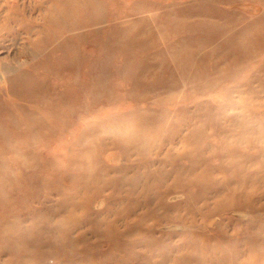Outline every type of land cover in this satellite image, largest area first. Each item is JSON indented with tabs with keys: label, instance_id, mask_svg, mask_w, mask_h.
Masks as SVG:
<instances>
[{
	"label": "rangeland",
	"instance_id": "obj_1",
	"mask_svg": "<svg viewBox=\"0 0 264 264\" xmlns=\"http://www.w3.org/2000/svg\"><path fill=\"white\" fill-rule=\"evenodd\" d=\"M180 13L193 17L182 29L168 26L169 16L180 19ZM200 14L208 25L219 27L209 34L204 29L189 32L186 25ZM43 33L49 39L64 37L72 48L53 42L32 61L28 51ZM188 35L194 45L205 42L198 47V56L183 64L168 49ZM64 55L77 57L78 65H65ZM47 57L55 70L40 66L34 76L42 84L39 89L48 91V101L23 100L11 92L7 78L0 77V171L19 175L15 184L7 186L9 200L0 197V264H61L49 248L32 250L41 257L25 260V250L18 248L14 254V243L4 241L2 235H16L19 231L12 227H30L37 220V231L28 233L34 236L42 229V215L54 223L67 215L73 209L68 207L69 199L67 208L55 215L63 196L54 178L63 174L81 135L109 121L136 117L141 124L152 125L143 142L134 145L130 136L116 138L108 127L99 128L93 147L97 150L96 144L102 143L103 148L94 149L97 159L89 171L97 180L103 176L105 182H96V190L88 191L96 192L89 205L75 210L79 224L70 226L74 241H85L86 247L96 244L97 251L106 252L110 240L95 226L105 232L117 223L124 231L125 224L143 218L144 225L123 232L126 236L120 243L129 244L133 255L119 264H163L162 255L167 257L164 264H172L190 249L183 241L188 240L186 235H196L191 230L205 231L215 246L219 236L242 257L257 254L247 241L252 229L260 228L264 237V0H0V65L12 61L31 71L33 63ZM58 59L64 62L61 66ZM100 62L106 64L105 85L96 87L92 78L101 71L95 65ZM27 110L38 116V122L29 123L41 133L17 137L15 132L24 126L17 127L14 121ZM202 122L205 143L199 150L203 137L194 130ZM141 143L145 148L139 150ZM16 145L22 150L29 146L31 151L17 153ZM243 155L258 160L238 166L241 175L253 174L254 180L246 184L241 176H233L231 191L216 195L232 173L230 158ZM24 156H29L28 166ZM198 159L203 165L188 175L190 164ZM205 173L216 181L200 182ZM256 175L261 177L258 182ZM159 177L166 178V188L184 183V190L176 189L164 202L179 211L156 208L165 190L156 188ZM0 179L6 180L2 174ZM70 184L62 189L65 193L70 192ZM84 192L79 190L75 199L81 200ZM202 192L205 200L198 199L197 206L201 212L213 211L207 219L201 212L192 215L184 210L189 195L196 198ZM248 193L254 194L256 203L242 209H216L240 196L248 200ZM31 196L22 204L23 197ZM132 205L133 214L121 219ZM27 208L35 210L32 219L23 214ZM154 213L169 217L156 223ZM155 239L167 247L147 245ZM217 251L212 245L205 247L208 264H216L222 253ZM199 263L191 258L183 264Z\"/></svg>",
	"mask_w": 264,
	"mask_h": 264
},
{
	"label": "bare ground",
	"instance_id": "obj_2",
	"mask_svg": "<svg viewBox=\"0 0 264 264\" xmlns=\"http://www.w3.org/2000/svg\"><path fill=\"white\" fill-rule=\"evenodd\" d=\"M225 1H231V0H225ZM190 14L188 13H180V19L179 18H174L173 16H169L168 18V26L174 25L173 27L176 29H182L185 25L184 22L189 21L193 16H189ZM205 17V16H204ZM203 15L200 14L199 19L195 22H192V25H186V27L189 28V32H193L194 29H204L207 31L206 34H209L213 29L219 27V26H211L208 25L207 20L204 19ZM67 24L65 25V28H67ZM47 33L46 34H41L38 39L33 41V48H31L28 51V57L31 58L32 61H35L37 59V56L40 52H44L47 50L48 46L53 43V42H58V46L60 47H66L67 49L70 47L72 48L71 44L68 42V40H65L64 37H61L60 39H49L47 38ZM62 35V34H61ZM208 36V35H206ZM192 36L188 35L186 38L181 39L179 43L173 45L170 49H168V53L171 54L173 57L178 59L180 62L187 63L191 62L196 56H198V47L201 46L205 41H202L201 43H196L194 45L192 43ZM207 40V39H206ZM245 43H248L247 41ZM69 48V49H70ZM104 52L109 54V50L106 49L104 46L103 49ZM65 61V65L68 62L69 63H74L76 66L78 65L79 59L77 57H69L68 55L62 56ZM53 61L50 59V57H47L45 59H42L41 61H38L36 63H33L30 68V70H26L22 67V64H14L11 62H1L0 65V72L1 78H7L9 82V89L11 90L12 93H14L17 97L22 98L23 100L26 101H31V99H37V100H46L48 101L50 99L49 93L46 89L42 90L39 89V86L42 85L37 79H35L34 76V70L40 68V66H47L49 68H52L54 71L55 69L53 68ZM58 66H61L62 62L61 59H58L57 62ZM99 64V65H98ZM95 65L101 67V71L97 73L95 77L92 78V85L93 86H102L105 85V74H106V64L105 62L103 63H95ZM188 66V65H187ZM143 69V68H141ZM51 71V70H50ZM5 84V83H4ZM96 87L91 91V94L94 96L97 94V89ZM62 101H65V98L60 96ZM47 103V102H46ZM46 107L49 109L51 108L50 104L47 103ZM24 115L19 116L18 119H16L14 122L18 125H23L24 128L20 129L21 131L15 132V136L19 137L21 136L20 134L27 135L29 137L31 136H38L41 131H38L35 129V127L29 123L31 122H38V116L33 112L32 110H27L23 112ZM24 116V117H23ZM28 121H25V120ZM139 117L137 118H129V119H123L121 122H116V121H109L106 122L105 124H102L101 126L93 127L87 129L80 137V139L77 141V143L74 145L72 148V154L71 158L69 160V163L67 164V167L65 168L63 174H59L56 178H54V181L59 184V186L64 189L65 187L69 186L68 184L72 181L73 185L70 189V192L65 193L62 189L60 190L59 194L60 196H63L62 201H60V206L62 208H57L54 209V212H57L55 215H59V212L62 211L64 208H67V201L68 202V207L73 208L71 209L70 212L67 213V215L63 216V218L60 221H57L56 223L50 221V216L42 215V229L40 233L33 235H28L30 231H37V228L39 227L37 224V220L32 221V225L30 227L26 228H19L18 226L15 227H10L14 231H19L18 234L12 235L11 233H5V235H2V239L4 241H12L14 243V249L13 252L16 254L18 251V248L24 249L25 254L23 257H25V260H28L32 262V259L40 258L41 256L35 255L34 253L32 254V250L34 252H38L44 248H49L51 252H53L54 257L58 259L59 263L61 264H89V263H95V264H119L124 262H127L128 258L131 257L132 251H130V245L129 244H124L122 245L120 243V238L122 239L123 237L126 236V233L123 232H128L130 229L133 227L137 226H142L144 223H142L143 218L140 219L139 222L132 223V224H125V230L121 231L120 228L118 227L117 223H112L110 224L105 232L101 231L102 228L99 226H95V231L99 232L100 234L106 235L109 240H110V245L109 249L106 252H100L97 251V245L94 244L92 246L86 247L85 241H82L81 243L79 241H74L72 238L71 227H75L78 222V218L75 216V210L79 208H84L89 205L91 202V198L96 195V192H94L96 189L95 184L96 182L98 183H103L105 182L104 177H100V181L97 180L96 178L92 177V173L89 171L91 164L94 162V159H97V157L94 154V151L96 150L93 146L96 135L99 131V128H105L108 127L110 131L114 134V137L121 138L122 136H130V144L134 145L135 142H143V137L146 133L149 132L150 126L152 125L151 123H144L141 124L139 122ZM155 120V119H153ZM156 121V120H155ZM25 124V125H24ZM203 122L200 124L201 126H198L196 130V135L199 134L203 137L200 143H198L197 148L201 150V147L205 143V134L203 132ZM5 134L7 132L5 131ZM50 134V133H49ZM9 136V132H8ZM141 143L140 147L137 149L141 150L145 148V145ZM97 145V150L100 152L102 150V143H98ZM22 146L16 145V151L17 153L23 154V150L27 151L25 154H28L31 150L30 147H23V150L21 148ZM95 149V150H94ZM96 150V151H97ZM97 151V152H98ZM141 152V151H139ZM145 154V153H144ZM29 156H24L26 159L27 163L26 165L28 166L31 162L29 161ZM102 156L98 157L101 158ZM242 157V158H241ZM23 158L20 157V160ZM248 160H253L249 159L247 156L243 155L240 157H234L230 158L229 166L232 167V173L227 176V179L223 182V189L215 190L216 195L220 194L224 191H231L232 183H233V176L235 178L241 176V178L244 180L246 184L249 183V181L254 180L253 174H246L245 176L241 175V170L238 172V166L239 164L242 165L245 164ZM254 162H258V160H253ZM203 161L201 159L195 160L190 164L189 167V174L191 175L194 171L198 170L200 166L203 165ZM80 168L76 172V168ZM83 168V169H82ZM82 169V170H81ZM183 171V170H182ZM179 171V172H182ZM11 170L5 169L0 171V174L3 175L4 179H0V197L1 199L6 202L9 200L8 192H7V186H10L12 184H15L16 180H18L19 175L17 174H12ZM182 174V173H181ZM211 175V174H210ZM210 175H207L206 173L201 176L199 179L200 182L207 183V182H212L214 183L216 180L211 178ZM16 176L18 177L17 179ZM231 176V177H230ZM14 178L13 181H11ZM257 178H261L258 175L255 177V181H257ZM10 181V182H9ZM74 181H77L74 183ZM80 181V182H79ZM166 181L165 177H159L158 178V185L156 188H159L160 186H164L165 190H163V194L159 196L160 201L157 202L156 208H158L160 205L164 207L168 212L172 211L174 209L179 211V208L176 206V208H172V206L165 205V200L167 196H170L176 189L184 190V183L181 181H177L176 183L172 184L171 186H168L166 188V185H164ZM255 185V182L254 184ZM84 190V195H82L81 200L75 199V195H77L79 190ZM94 190L91 193H88V191ZM238 190V189H237ZM101 191V190H100ZM252 192V191H251ZM232 193V192H231ZM243 193V192H242ZM235 194V193H234ZM244 194V193H243ZM242 195V194H241ZM262 195H264V191L262 192ZM175 196V195H174ZM237 196V195H235ZM33 197H23L22 204H26L30 199ZM71 198V199H70ZM203 199L205 200V195L204 192L201 193V195L197 196L196 198H192L190 195L188 197V202L184 210H186V213L189 212L192 215H195L196 212H201V209L198 208L197 206V201L198 199ZM231 202H221L217 206V210H222L226 207H232V209H242L245 208V205H252L253 203H256L255 196L254 194L248 193L247 194V199H243L242 196L240 198L235 199ZM242 207V208H240ZM78 208V209H79ZM155 208V209H156ZM133 205L127 209V211L122 215L121 219H123L125 216L129 217L133 214ZM154 209V210H155ZM35 210L27 208L26 211L23 213L24 215L29 216V219H32V214L35 213ZM54 214V213H52ZM201 214L203 215L204 219H207L213 214V211H202ZM120 215V216H121ZM36 216V215H34ZM151 216H154L156 218V223L159 221H162L163 219H167L169 216L164 215V216H155V213ZM144 222H147L146 219ZM155 223V224H156ZM150 226H146L144 229L146 232L150 231ZM6 229V227H5ZM192 234H196L194 237H191L190 235H186L188 240L183 241V245L186 247H190V249L187 251L186 254L182 256H178V259L172 262V264H183L187 261H189L191 258H198L199 259V264H208L206 261V253L204 252L205 247H214L215 250H218L217 252H222L221 256H219L216 264H264V258L262 255L264 254V237H262V230L259 229H252L251 234L249 235V246L251 247L250 249L255 250L257 252L256 255H247L246 257L240 256L239 252H237L234 248L232 251V244L229 243L230 246L227 247V242L222 240L221 238H218L216 246L214 243L210 244V238L208 239L205 231L202 230H191L190 231ZM136 244V243H135ZM134 244V245H135ZM148 246H154L156 245L157 247L159 246H165L167 247L165 242H160L159 239H155L152 241L150 244L147 243ZM82 247V248H81ZM89 247L93 248L90 249ZM235 247V246H234ZM32 248V249H31ZM191 248H197V249H192ZM92 250V251H91ZM219 252V253H220ZM123 256V257H122ZM163 256V261L162 263L164 264L166 262L167 257L165 255ZM165 261V262H164ZM160 264V262L156 263Z\"/></svg>",
	"mask_w": 264,
	"mask_h": 264
}]
</instances>
